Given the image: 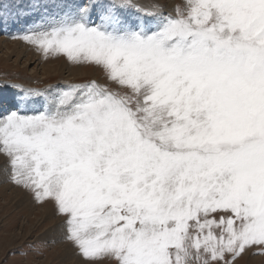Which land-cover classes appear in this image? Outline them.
<instances>
[{
    "label": "snow or ice",
    "instance_id": "obj_1",
    "mask_svg": "<svg viewBox=\"0 0 264 264\" xmlns=\"http://www.w3.org/2000/svg\"><path fill=\"white\" fill-rule=\"evenodd\" d=\"M31 4L22 38L106 83H0V156L87 264L264 252V0Z\"/></svg>",
    "mask_w": 264,
    "mask_h": 264
},
{
    "label": "rangeland",
    "instance_id": "obj_2",
    "mask_svg": "<svg viewBox=\"0 0 264 264\" xmlns=\"http://www.w3.org/2000/svg\"><path fill=\"white\" fill-rule=\"evenodd\" d=\"M47 1L42 0V4L49 14H56L57 0ZM136 2L145 7L159 4L173 16L178 6H185V0ZM31 7V0H0V10L6 13L5 22L0 24V83L37 89L92 80L105 84V76L96 66L72 64L63 56L46 57L22 38L28 26L39 21L42 9L30 17L7 13ZM10 175L7 158L0 156V264H87L76 247L64 239L63 218L53 203H37L30 192L11 181ZM65 251L69 255L64 260ZM98 264L110 262L101 260ZM234 264H264V252L254 248Z\"/></svg>",
    "mask_w": 264,
    "mask_h": 264
},
{
    "label": "bare ground",
    "instance_id": "obj_3",
    "mask_svg": "<svg viewBox=\"0 0 264 264\" xmlns=\"http://www.w3.org/2000/svg\"><path fill=\"white\" fill-rule=\"evenodd\" d=\"M46 2H48L47 0H45ZM50 2H53V0H50ZM55 3V7L58 8V5L61 4V3H71V0H57ZM58 10V9H57ZM15 13V12H14ZM17 17V16H16ZM16 17H12L11 19L14 20ZM69 252V251H68ZM67 251L64 252V260H65V257H67L69 255ZM67 260V259H66Z\"/></svg>",
    "mask_w": 264,
    "mask_h": 264
}]
</instances>
